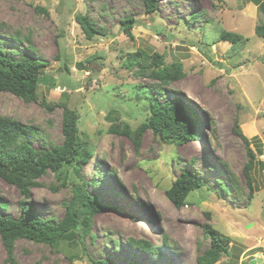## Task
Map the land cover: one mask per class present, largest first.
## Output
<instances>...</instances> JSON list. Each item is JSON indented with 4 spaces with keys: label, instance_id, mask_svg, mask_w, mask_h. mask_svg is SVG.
<instances>
[{
    "label": "rangeland",
    "instance_id": "1",
    "mask_svg": "<svg viewBox=\"0 0 264 264\" xmlns=\"http://www.w3.org/2000/svg\"><path fill=\"white\" fill-rule=\"evenodd\" d=\"M158 5L147 14L144 0H0L1 48L19 59L30 43L35 57L49 63L39 102L1 92L0 115L35 126L40 135L33 145L48 149L64 142L59 104L67 101L81 116L79 133L95 146L92 163L81 169L85 190L110 207L92 218L91 235L74 248L67 241L18 240L15 264H199L212 243L207 226L231 240L216 264L264 258V170L258 164L252 173L251 198L247 149L234 132L238 123L251 147L262 151L258 161H264V39L255 33L264 17L252 0H160ZM196 14L200 18H191ZM78 15H88L107 37L87 40ZM128 18L136 21L131 36L123 24ZM224 31L244 41L236 47L221 41ZM139 50L164 56L166 65L183 64L185 77L166 86L164 94L194 109L202 140L170 145L146 130L137 148L132 139L110 132L122 123L137 131L149 118L150 93L165 102L153 90V79L127 65ZM228 168L239 181L238 196L223 191L224 185L232 188ZM184 170L205 186L177 209L166 191ZM64 171L66 182L48 171L27 201L0 178V203L7 205L0 212L18 218L25 202L59 223L80 183L70 168ZM130 239L150 243L158 254L132 246ZM8 256L0 236V264H12Z\"/></svg>",
    "mask_w": 264,
    "mask_h": 264
},
{
    "label": "trees",
    "instance_id": "2",
    "mask_svg": "<svg viewBox=\"0 0 264 264\" xmlns=\"http://www.w3.org/2000/svg\"><path fill=\"white\" fill-rule=\"evenodd\" d=\"M159 1L144 0L146 13L157 12ZM252 1L257 5L260 15L264 17V0ZM41 10L44 11V9ZM44 12L46 13V11ZM191 18L196 20L200 18V15L196 14ZM77 21L87 40L94 41L100 36L107 37V34H103L102 29L88 15H78ZM135 23L133 18L123 21L125 31L130 36ZM255 33L264 39V23L256 26ZM220 40L230 42L236 47L244 41V37L238 33L224 31L220 35ZM25 49L27 53L16 59L13 56H8L0 46V93L8 92L26 103H36L40 100L38 90L41 84L47 81L44 71L49 67V63L35 57L30 43ZM127 65L130 68L139 66L138 76L153 79L155 83L154 89H152L160 92L165 98V102L160 103L150 93L148 95L149 118L137 131L132 132L127 124L122 123L113 124L110 132L132 139L137 148L140 146L139 138L146 130H152L157 137L170 145H180L191 142L193 139L202 140L203 134L198 126L199 122L194 109L185 105L180 97L170 100L164 94L166 86L185 77L183 64L176 62L166 65L164 56L139 50L137 53L129 55ZM41 105L52 110V107L43 101ZM59 106L64 109V142L60 146H52L48 149L46 147L36 149L33 145L35 136L40 135L35 126L0 115V178L10 185L16 186L26 201L31 198L33 189L40 185L39 179L48 171H52L58 178L66 182L69 175L68 171L64 170L70 168L76 179L80 181L73 188L74 196L67 207L66 217L57 224L53 219H46L37 214L31 204L25 202L20 204L22 212L18 218L3 215L0 212V236L9 254L7 261L12 264H15L12 254L18 240L25 239L43 245H56L67 241L74 248L82 243L86 236L91 235L92 218L97 213L110 208L92 197L85 190L87 184L82 181L81 169L85 163H92L95 146L79 133L81 116L69 108L67 101L60 102ZM234 132L244 142L247 149L248 162L245 165V175L251 191L250 197L253 198L255 188L252 173L258 164L264 170V161H258V155H263V153L261 150L255 151V148L251 147L253 142L243 134L238 123L234 125ZM43 141H45L44 138ZM227 172L233 189L224 185L222 186L223 191L238 196L241 193L239 181L229 168ZM79 177L81 178L79 179ZM94 185H98L97 181L94 182ZM204 186L203 180L184 170L166 191V195L177 209H182L187 203L188 196ZM53 190L58 189L53 188ZM6 207V204L0 203V210H5ZM205 234L211 236L212 243L211 247L198 257V263L216 264L223 254L228 252L227 243H231V240L210 226L205 228ZM92 238L95 236L92 235ZM129 243L143 251H149L152 255L158 254L157 249L148 242L130 239ZM116 244L118 247V243ZM94 263L111 264L108 260Z\"/></svg>",
    "mask_w": 264,
    "mask_h": 264
},
{
    "label": "water",
    "instance_id": "3",
    "mask_svg": "<svg viewBox=\"0 0 264 264\" xmlns=\"http://www.w3.org/2000/svg\"><path fill=\"white\" fill-rule=\"evenodd\" d=\"M264 262V259L259 257V258H256L254 259L251 264H262Z\"/></svg>",
    "mask_w": 264,
    "mask_h": 264
},
{
    "label": "clouds",
    "instance_id": "4",
    "mask_svg": "<svg viewBox=\"0 0 264 264\" xmlns=\"http://www.w3.org/2000/svg\"><path fill=\"white\" fill-rule=\"evenodd\" d=\"M263 259H264V258H263ZM253 260H254V259H253ZM263 263H264V262H263ZM263 263H262V264H263Z\"/></svg>",
    "mask_w": 264,
    "mask_h": 264
},
{
    "label": "crops",
    "instance_id": "5",
    "mask_svg": "<svg viewBox=\"0 0 264 264\" xmlns=\"http://www.w3.org/2000/svg\"><path fill=\"white\" fill-rule=\"evenodd\" d=\"M255 5V4H254ZM262 253H264V252H262Z\"/></svg>",
    "mask_w": 264,
    "mask_h": 264
}]
</instances>
